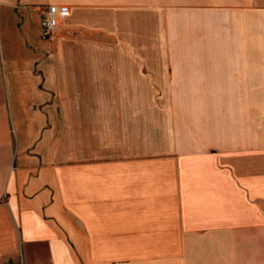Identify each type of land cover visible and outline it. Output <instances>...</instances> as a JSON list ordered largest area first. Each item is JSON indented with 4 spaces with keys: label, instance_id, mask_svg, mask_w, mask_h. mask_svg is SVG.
<instances>
[{
    "label": "crops",
    "instance_id": "0c3cea01",
    "mask_svg": "<svg viewBox=\"0 0 264 264\" xmlns=\"http://www.w3.org/2000/svg\"><path fill=\"white\" fill-rule=\"evenodd\" d=\"M0 264H264V0H0Z\"/></svg>",
    "mask_w": 264,
    "mask_h": 264
},
{
    "label": "built area",
    "instance_id": "2783aa9c",
    "mask_svg": "<svg viewBox=\"0 0 264 264\" xmlns=\"http://www.w3.org/2000/svg\"><path fill=\"white\" fill-rule=\"evenodd\" d=\"M67 5L51 4L41 8V33L44 40L54 38L61 25V20L69 15Z\"/></svg>",
    "mask_w": 264,
    "mask_h": 264
}]
</instances>
